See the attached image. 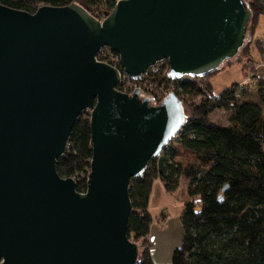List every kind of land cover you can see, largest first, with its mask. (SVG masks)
<instances>
[{
	"label": "water",
	"instance_id": "1",
	"mask_svg": "<svg viewBox=\"0 0 264 264\" xmlns=\"http://www.w3.org/2000/svg\"><path fill=\"white\" fill-rule=\"evenodd\" d=\"M243 0H116L103 18L80 3L33 13L0 4V264H136L129 185L184 125L181 100L118 90L166 60L202 77L244 43ZM90 114L86 190L56 171L73 124Z\"/></svg>",
	"mask_w": 264,
	"mask_h": 264
},
{
	"label": "trees",
	"instance_id": "2",
	"mask_svg": "<svg viewBox=\"0 0 264 264\" xmlns=\"http://www.w3.org/2000/svg\"><path fill=\"white\" fill-rule=\"evenodd\" d=\"M75 1L96 18L106 16L116 3L0 0V4L33 13L42 4L64 6ZM243 1L251 12L249 21L256 24L257 17L264 16V0ZM247 48L248 43L244 49ZM99 58L124 74L114 51ZM155 67L148 68L142 76L155 97L157 92L173 91L182 99L183 110L185 100L181 97L200 100L188 105L181 130L129 185L132 208L127 235L134 243H143L136 264H154L148 240L152 226L148 200L153 181L160 179L164 189L172 193L183 178L186 198L180 216L182 240L169 264H264V77L254 69L252 82H235L215 94L208 78L216 70L204 75L199 85L193 76L178 80L170 77L166 60ZM252 88L256 100L242 99ZM118 89L122 90L120 86ZM214 109L228 111L229 123L221 125L210 120L208 116ZM89 124V112L82 111L73 124L65 153L56 161L58 174L73 177L76 190L82 193L91 164Z\"/></svg>",
	"mask_w": 264,
	"mask_h": 264
},
{
	"label": "rangeland",
	"instance_id": "3",
	"mask_svg": "<svg viewBox=\"0 0 264 264\" xmlns=\"http://www.w3.org/2000/svg\"><path fill=\"white\" fill-rule=\"evenodd\" d=\"M259 17L264 16L259 15L257 17L258 19L256 24H253L252 19L247 23V31L244 37V43L237 51L238 53L232 58L224 60L223 63H221L219 69L210 74L211 76L208 79L210 81L211 87H213V92L215 94H219L224 90V88L228 87V85H230L234 81H237L240 84L252 82L254 78L253 75L255 65L257 66V70L255 69L257 71L256 73H258V75L260 76H264V66H262L264 63L261 62H264V52L259 50L260 47L264 48V21L262 22L261 29H259V27L257 28L260 19ZM257 29L260 33H256ZM258 34L263 40L262 46L261 44L257 45L258 42H255V38H257ZM253 36H255V38H253ZM247 43L248 48L247 50H245L244 48L246 47ZM194 78H196L197 84L200 85L203 80V76ZM140 83L141 82H139V84ZM121 87L125 90V92H128L134 88V84H132L129 80H125ZM161 94L162 93L157 92V96L160 97ZM139 95L142 99L148 98L152 104L154 103L156 105L157 103H159V100L155 101L148 96L145 97V93L143 91L139 92ZM178 98L180 99V97ZM181 98L185 100L184 110H186V112H189L188 105H191V103H198L200 100V97ZM256 98L257 96L255 89L251 90L246 97H242V99H250L253 101H255ZM229 115L230 113L226 110L224 111L220 109H214L213 112L209 114L208 118L213 122L225 125L229 123ZM185 185L186 180L183 178L178 189L172 191V193L175 192L174 197L176 198V200H173L169 204H167L168 208L166 210V214H164L165 211H163L162 214L156 216V214H154V212L152 211V226L149 231L148 240L150 245V256L152 257L154 264H169L172 259L173 250L181 245L180 243L182 240V225L180 222V216L182 211V204L186 198ZM166 192L172 194L167 190ZM177 200L181 202V205L180 203L176 202ZM136 243L139 246V254H141L143 243L142 241H137Z\"/></svg>",
	"mask_w": 264,
	"mask_h": 264
},
{
	"label": "crops",
	"instance_id": "4",
	"mask_svg": "<svg viewBox=\"0 0 264 264\" xmlns=\"http://www.w3.org/2000/svg\"><path fill=\"white\" fill-rule=\"evenodd\" d=\"M259 18H260L259 22H258L259 24H258L257 28L259 27V29H261L262 22L264 21L262 19H264V17H259ZM257 32H259L258 29L256 30V33ZM253 38H255V36H253ZM255 42L256 43L258 42L257 45L261 44V46H262L263 40L259 36V34H258L257 38H255ZM259 50L264 52L263 51L264 50L263 47H260ZM261 62L264 63L263 61H261ZM262 66H264V64ZM255 69L257 70V66L256 65H255ZM235 82H237V81H234L232 83H235ZM254 89L255 88H252L251 90H254ZM151 189H152V191L150 193V197H149V200H148L149 201V208H148L149 212L152 214V217H153V212H154V214H156V216L162 214L163 211H165L164 214H166L167 213L166 210L168 208L167 204H169L173 200H176V198L174 197L175 192H173L172 194L167 193L166 190L164 189L163 183H162V181L160 179H155L153 181ZM176 202L180 203V205H181V202L179 200H177Z\"/></svg>",
	"mask_w": 264,
	"mask_h": 264
},
{
	"label": "built area",
	"instance_id": "5",
	"mask_svg": "<svg viewBox=\"0 0 264 264\" xmlns=\"http://www.w3.org/2000/svg\"><path fill=\"white\" fill-rule=\"evenodd\" d=\"M110 51H112V50H110V48H108V47H104V48H102L101 50H100V53L97 55V58H98V60L100 61L101 59L99 58V56L101 55V54H104V53H106V52H110ZM119 60V59H118ZM102 61V60H101ZM105 62V61H104ZM159 62H161V61H159ZM159 62H157L155 65H153V66H150L149 68H151V67H155ZM120 63V62H119ZM112 65V64H111ZM112 66H114V65H112ZM115 67V66H114ZM116 68V67H115ZM156 68V67H155ZM148 70V69H147ZM146 70V71H147ZM156 71V70H155ZM146 73V72H145ZM145 73L143 74V75H145ZM143 75H141L140 76V78H134V79H132V78H130L128 75H126L125 73L122 75V73H121V83L119 84V86L121 87V85L124 83V81L125 80H129L132 84H134V88L131 90V91H128V92H126V93H129V94H132L133 92H135V89L137 88L138 90H139V92H141V91H143L144 93H145V97L146 96H148L149 98H152V99H154L155 101H157V100H159L160 101V99H164V98H166L167 96H168V94L170 93V92H173V91H165L164 93H162L161 95H160V97L159 96H157V97H155L152 93H151V90L148 88V87H146L145 86V84L144 83H142V82H144V79L142 78V76ZM191 76V75H190ZM190 76H183L182 77V79L183 78H188L189 79V77ZM192 77V76H191ZM194 77V76H193ZM139 82H141L140 84H139ZM118 86V87H119ZM122 88V87H121ZM119 90V89H118ZM120 91H122V92H125V90L122 88V90H120ZM181 100V99H180ZM167 145H168V143H167Z\"/></svg>",
	"mask_w": 264,
	"mask_h": 264
},
{
	"label": "clouds",
	"instance_id": "6",
	"mask_svg": "<svg viewBox=\"0 0 264 264\" xmlns=\"http://www.w3.org/2000/svg\"><path fill=\"white\" fill-rule=\"evenodd\" d=\"M195 211H196V213H197V214H199V211H200V210H199V209H197V210H195Z\"/></svg>",
	"mask_w": 264,
	"mask_h": 264
}]
</instances>
